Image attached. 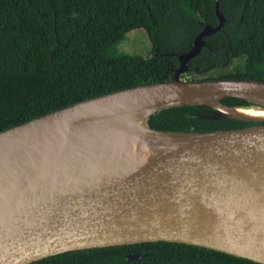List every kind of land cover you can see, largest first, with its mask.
<instances>
[{"label": "water", "instance_id": "1", "mask_svg": "<svg viewBox=\"0 0 264 264\" xmlns=\"http://www.w3.org/2000/svg\"><path fill=\"white\" fill-rule=\"evenodd\" d=\"M215 1L218 24L177 56L169 81L82 100L0 132V264L160 241L264 264V118L223 110L264 111V81L180 80L204 38L225 23ZM226 97L253 106L230 107ZM201 105L213 109L208 119L253 124L208 132L144 125L159 111ZM105 135L136 138L152 153H101ZM53 136L64 137L59 146L68 138L66 149L38 153Z\"/></svg>", "mask_w": 264, "mask_h": 264}, {"label": "trees", "instance_id": "2", "mask_svg": "<svg viewBox=\"0 0 264 264\" xmlns=\"http://www.w3.org/2000/svg\"><path fill=\"white\" fill-rule=\"evenodd\" d=\"M215 0H0V132L73 103L147 83L169 81L206 25L215 27ZM225 17L204 38L187 73L204 75L244 57V69L198 80L264 81V0H218ZM143 29L151 56L117 52L125 34ZM222 104L250 108L242 99ZM209 106H182L150 116L163 131L208 132L250 126L212 120ZM151 254L127 262V254ZM31 264H258L178 243L154 242L72 251Z\"/></svg>", "mask_w": 264, "mask_h": 264}, {"label": "bare ground", "instance_id": "3", "mask_svg": "<svg viewBox=\"0 0 264 264\" xmlns=\"http://www.w3.org/2000/svg\"><path fill=\"white\" fill-rule=\"evenodd\" d=\"M223 110L227 113H237L248 118H264V111L262 110ZM63 138L64 137L62 136H53L48 140V143L41 144V146H39V148L37 149V152L41 153L45 150L49 152H63L66 149L67 144L69 143L68 138H65L63 140L64 143L59 146ZM100 143V148L97 151L101 153H114L117 155L140 154L145 156H149L152 153V150L144 142L136 138L122 135H117L114 138L110 135H105L102 137ZM62 146H64V148H62Z\"/></svg>", "mask_w": 264, "mask_h": 264}, {"label": "rangeland", "instance_id": "4", "mask_svg": "<svg viewBox=\"0 0 264 264\" xmlns=\"http://www.w3.org/2000/svg\"><path fill=\"white\" fill-rule=\"evenodd\" d=\"M151 45L143 29H136L125 34L122 41L117 45V52L127 55H139L141 57L151 56ZM244 69V57L234 59L229 66L224 69L212 70L204 75L185 74L183 78L188 76L189 80L199 79L207 76H217L231 72H241ZM180 77V78H181ZM182 79V78H181Z\"/></svg>", "mask_w": 264, "mask_h": 264}, {"label": "built area", "instance_id": "5", "mask_svg": "<svg viewBox=\"0 0 264 264\" xmlns=\"http://www.w3.org/2000/svg\"><path fill=\"white\" fill-rule=\"evenodd\" d=\"M185 74L187 75L188 73H184V74H182L181 76L184 77ZM181 76H180V77H181ZM183 77H181L182 79L180 78V80H182V81H187V80H189L188 76H187L186 78H183Z\"/></svg>", "mask_w": 264, "mask_h": 264}]
</instances>
